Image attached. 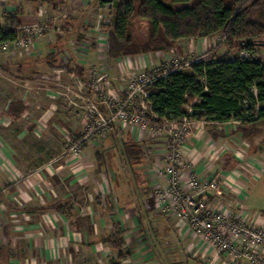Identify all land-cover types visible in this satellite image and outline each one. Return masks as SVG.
Instances as JSON below:
<instances>
[{
  "label": "crops",
  "instance_id": "crops-1",
  "mask_svg": "<svg viewBox=\"0 0 264 264\" xmlns=\"http://www.w3.org/2000/svg\"><path fill=\"white\" fill-rule=\"evenodd\" d=\"M37 2L43 5L50 3V0ZM60 22L55 23L53 28L59 27L61 31L53 30V33L56 40L68 39L65 50L51 49L50 43L36 41L38 37L29 35L33 41L21 53L15 52L12 43L7 45L10 54L0 52L3 66H10L13 74L21 71L27 73V66H35L30 69L29 75L39 80L40 76H47L43 68L56 67L57 59L61 62V67L54 69L58 73L66 66L67 71L74 73L77 70L83 75L90 64L95 66L89 68L93 75L97 77L99 73L107 78L110 76V82L106 81L104 85L115 84L117 91L121 84L111 80L114 79L112 71L117 76L119 67L114 66L118 64L124 70L136 62L147 65L152 55L160 53L146 52L110 59L107 55L108 32L105 27L109 23L105 21L101 26L106 29L103 39L104 34L96 30L90 36L83 32L74 34L76 27H65ZM72 35H76L75 38L69 39ZM74 47L86 51L82 53L86 58L91 56L89 62L79 60L76 56L80 55H73L70 50ZM103 59H106L105 63L108 62L104 67ZM7 88H10L11 93L6 95L4 119L18 124L11 129V134L14 140H21V143L17 146L12 142V153L7 146H0V161L11 156L10 162L14 164V172L8 181L0 180V199H3L6 214V224L3 225L5 239L0 244L7 254L4 264H111L112 261L116 264H147L149 261L139 260L140 255L149 249L145 239L147 231L152 233L151 242L159 245L165 255H169L172 264H264V246L248 247L238 238L235 239L240 250L238 255L221 252L214 256L215 250L192 235L187 227L181 226L167 203L159 201L156 194L164 192L167 182L152 163L170 160L171 139L165 131L166 126L155 135L131 124L128 129L122 128V132L121 128L111 125L104 133L86 135L83 131L85 118L81 117V112L77 113L59 99L39 92L40 88L26 89L13 85ZM34 92L40 94L35 95ZM97 92L100 91L90 89L92 97H96ZM99 96L104 99V96ZM102 101L108 107L105 100ZM11 106L14 111L10 113ZM111 110L102 114L109 118ZM149 115L153 122L159 121L162 125L174 121ZM152 121L150 125L153 126ZM175 121L181 123L182 119ZM191 122L189 119L181 152L187 160V168L183 164L186 173L192 168L201 167L208 155L206 147H199L194 131L189 133ZM113 123L116 122L108 125ZM208 124L210 127L206 136L216 143L219 136H224L223 132L216 130V124ZM31 135L38 139V146L29 143L32 141ZM78 138L82 139L80 151H72L68 148L70 141ZM131 144L133 146L127 150L126 145ZM113 148L120 157L109 160L108 150ZM259 151L256 153L260 154ZM231 152L234 154L233 150ZM257 156L256 164L252 165L255 167L252 170L255 177L252 176L253 181L249 180L246 197L238 200L246 211L239 213L247 223L264 229V214H261L264 212V192L259 182L264 174V170L261 171L264 169V160H261L260 155ZM126 178L134 181H127ZM222 200L230 201V197ZM213 203L216 205V197H213ZM248 210L254 213L249 214ZM117 231L124 239L122 248L128 253L124 259H117L115 250L106 242V238ZM18 239H22L21 247L17 243ZM22 252L26 254L20 256ZM163 259L158 258L157 262L161 264Z\"/></svg>",
  "mask_w": 264,
  "mask_h": 264
},
{
  "label": "rangeland",
  "instance_id": "rangeland-1",
  "mask_svg": "<svg viewBox=\"0 0 264 264\" xmlns=\"http://www.w3.org/2000/svg\"><path fill=\"white\" fill-rule=\"evenodd\" d=\"M103 1L104 2H101V0H50V3H43V5H41L40 2H37V0H35L36 3H31L34 2L32 0H0V21L2 23H5V15H3V13L8 12L11 15H16L20 19L21 25H35L37 23H46L49 25L50 29L46 33L40 35L36 41L39 40L50 43L49 45L51 49L54 48L55 50H65V48L67 47L66 43L68 39L63 38V40H56V36L53 33L54 24L60 21V24L64 25L65 27L68 25H72L73 28L76 27L74 34H79L83 32L90 36L96 30L97 33L100 32L101 35L104 34L103 39H105L106 29L101 27L102 24H104L105 21L110 24L112 22L113 14L117 6L126 0ZM133 1L138 3L140 0ZM224 1L226 4L229 3V0ZM163 2L168 5L171 4L170 0H163ZM182 6L184 5L177 4L176 8H180ZM70 22L72 24H69ZM131 24L132 33L135 39L137 41H142L143 39H145L147 35L146 22L142 19L134 17ZM25 33L26 32L19 34V37H21L22 40L25 42L24 46L15 47V45H12L13 48H16V53H21L22 51H24L25 47L27 48V46L30 45V43L33 41L31 39L32 37ZM75 36L76 35H72V37L68 38H75ZM49 45L47 46L49 47ZM8 46L5 48L3 44L0 43V52L3 54L5 53L7 55L10 54V48L8 49ZM70 51L74 53L73 55L76 54L82 56H76L79 60L89 62L91 56L86 58V55H83V53L86 51L80 50L75 47L73 48V50ZM226 54L228 56H237L238 50L235 48L230 49L223 42L221 35H216L214 38L211 39L203 38L200 39V41H195L194 39L179 40L177 44L174 45L172 51L162 50L159 54H154V56L151 54L152 56L146 63L147 65L138 64V62H136V64L129 66L128 69L124 68V70L120 69L121 66L118 64L117 66H114V68L119 67V70L117 76L115 75L116 72L114 70L112 71L114 79L111 81L119 82L121 84V88L117 90L118 92L115 89L117 87L115 86V84L110 83L109 85H104L106 81H109L108 79L110 76L107 78L97 73L98 75L96 74V77L95 75H93V72L89 69L95 68V66H92L90 64L89 66H87V68H89L83 75L78 73L77 70L74 71V73L67 71V69H65L66 66L65 68L61 69L60 73H58L57 71L55 72V68L61 67V62L59 59H57V66L50 67V69L43 68V71L46 70L45 72L47 76H40L38 80L37 77L32 78V76L29 75V72H31L30 69L35 68V66H27V73L21 71V73L23 74H13L14 71H12L10 66H3L4 62H2L0 58V146H7L8 150H11L12 153V146L14 145L12 144V142L15 143V145L17 144V146H20L21 143V140H14V138L12 137L14 135L11 134V129L17 127L18 124L15 122L11 123L10 121L4 119L5 112L3 111L6 95L8 92L9 94L11 93L10 88H7L9 86L13 85L21 88L26 87V89L28 87H33L31 89H34L35 87V89L40 88L41 90L39 89V92L43 91L46 96H49L53 99H59L60 101H62L63 104L73 109L77 113L81 112V114H83L81 117L85 118V126L83 131H85L86 133L89 127L92 126L93 117L87 116L83 108L79 109V107L73 106V104H68L67 97H70L73 100L77 98V105H81V99L89 96L92 97V95H90V89L95 88L98 89V91L100 92H97L98 95L92 98L95 99L96 104L102 113H107L108 110L117 107H124L125 109H127V111L136 110L137 113L143 112V114H147V119L149 118L150 122L152 120L149 116V111L147 109V101L145 98L146 96L142 88L143 81L145 79L159 75L163 70L170 69L173 65H175V63L176 65H181L185 62L191 63L192 61H197L200 59L209 60L212 57H223ZM252 58L260 60L264 63V48H256L255 54H253ZM102 61L103 67L108 64V62L105 63L106 59H103ZM25 67L26 64L23 65V68ZM188 68L189 66H186L183 69L185 71H188ZM88 70L91 72H88ZM26 76L28 78H26ZM94 85L95 87H93ZM74 90L77 92H75ZM39 92L38 94H40ZM104 93H106V95ZM34 94L38 95L37 92H34ZM99 95L104 96V99L101 98ZM117 99H119L120 101H118ZM102 100H105V104H108V107L103 104ZM117 102L120 103L117 104ZM155 123L162 125L159 121H152V124ZM129 124V121L116 122L108 125V127H111L112 125V127L114 126L121 128L120 131L122 132L123 129L129 128ZM131 125L138 128V126L135 124L131 123ZM164 126L166 125L163 124L161 128H164ZM209 127L210 124L202 120H192L189 125V133H191V131H194V133L197 135L196 137L199 147H206L208 155L206 156V159L202 162L201 167H195L198 170H195V168L191 167L192 171L186 173L187 160L185 154H182L181 162H183V164H185L186 166V168L184 166L182 167L185 176L193 177L195 176V174H197L204 177L206 181H210L211 179H213L215 183H217L216 193L211 194L209 199L207 197L206 200L208 206L210 208H215L216 210L220 211L228 210V212L231 213L230 217L232 221H235L234 223L236 224L240 223L242 225L254 226V224L252 223H247L239 213L242 210L246 211L243 205L239 204V201L246 197L249 180L252 179L253 181L252 176L255 177L252 171L255 170V167L252 166L256 164L255 158H258L257 155H260L261 160H264V117L258 121L249 124H240L235 121H231L225 124H216V130H222L224 135L221 137L219 136L216 139V143H213L209 139V137L206 136V132ZM153 128L154 125L152 126L150 125V123H148L147 128L142 131H147L150 134L155 135L156 133L162 130L160 129L159 131L153 132ZM98 131L100 130L98 129ZM224 133H227L228 136H226V134ZM6 135H8V137H6ZM16 135L17 134H15V136ZM31 140L32 141H29V143L33 144L34 146H38V139L35 135L32 136ZM74 143L75 142L70 141L68 148L72 147ZM78 146L79 145H77V147ZM14 148L19 149V147ZM79 149V147L76 148V151H80ZM232 150L234 151V154L231 152ZM258 150H260V154L256 153ZM10 157L11 156H7V158L2 159V161H0V180L2 179L4 181H8V177L12 174V172H14V164L10 162ZM108 157L109 160H116L117 157L119 158L120 156L116 151H114L113 148L108 150ZM167 161H165L164 163L154 161L152 163L154 164L155 168H157V171L159 173H162V176L164 175L163 170L167 164ZM263 170L264 169H261V171ZM163 178L165 177L163 176ZM126 180L134 181V179L131 178H126ZM259 182L262 184L261 191L264 192V174ZM213 197H216V205L213 203ZM224 197H230V201L222 200V198ZM3 204V199H0V244H2L5 239L3 225L6 224V214L4 210L5 207ZM248 211L249 214L254 213V211ZM237 213H239L240 215L236 216ZM261 214H264V212H262ZM178 222L181 226L184 225L185 227H187L190 233L194 231L193 228L189 226V224L185 220ZM261 229L264 230L263 228ZM149 233L150 232L147 231L148 235H146L145 237L146 242L149 243V249L146 251V253L140 255L139 260L147 262L149 261V263L147 264H159V262H157L158 258H164L161 264H172L170 262L169 255H165L163 249L159 248V245L156 246L153 242H151L153 239L151 236L152 233ZM16 234L18 235L20 234V232ZM18 240L19 241H17V243L21 247L22 239ZM204 244H206L207 247L211 246V244H207V241H205ZM16 254H18V252ZM24 254H26V252H22L19 255L22 256ZM232 255L235 256V254ZM253 260H256V258ZM140 264H142V262H140Z\"/></svg>",
  "mask_w": 264,
  "mask_h": 264
},
{
  "label": "trees",
  "instance_id": "trees-1",
  "mask_svg": "<svg viewBox=\"0 0 264 264\" xmlns=\"http://www.w3.org/2000/svg\"><path fill=\"white\" fill-rule=\"evenodd\" d=\"M170 3L126 0L119 4L112 22L105 24L108 57L169 51L180 39L197 40L216 35H221L223 42L230 49H237L238 54L192 61L188 71L172 66L150 77L142 85L150 106L149 114L167 120L189 117L212 124L231 121L249 124L262 119L264 63L252 57L256 48H264V0H229L228 4L224 0H170ZM177 4L184 6L176 8ZM3 15L5 23L0 21V43L13 41L21 33L20 19L8 12ZM134 17L147 24V35L142 41H137L132 33ZM240 51L249 57H241ZM10 110V113L14 111L12 106ZM72 142H79L80 146L82 139ZM132 146L126 145L127 150ZM106 242L115 250L117 259L128 255L122 248L124 239L120 231L106 238ZM6 260L5 249L0 248V264Z\"/></svg>",
  "mask_w": 264,
  "mask_h": 264
},
{
  "label": "built area",
  "instance_id": "built-area-1",
  "mask_svg": "<svg viewBox=\"0 0 264 264\" xmlns=\"http://www.w3.org/2000/svg\"><path fill=\"white\" fill-rule=\"evenodd\" d=\"M50 29L46 23H37L35 25H21V33L26 32L27 35L39 37L46 33ZM53 30L60 32L59 27L53 28ZM25 33V34H26ZM9 43L15 45V47L24 46L25 42L19 35L13 41L3 42V46L6 48ZM241 57H248L245 51H240ZM189 63L185 62L181 65H173L175 69H183L188 66ZM147 78L143 83L149 81ZM82 98V97H80ZM68 104L84 109L87 116L93 117L95 123L89 127L87 134L89 135L95 131L105 132L110 122H124L129 121L130 124H135L138 129L145 130L148 126L149 118L147 114L143 112L137 113L136 110L127 111L124 107H117L111 110L109 118H106L96 101L92 97H85L81 99V105H77L76 99L67 97ZM83 104V105H82ZM123 104V103H122ZM149 111L150 106L147 105ZM76 110V108H75ZM153 116H156L153 114ZM189 117H183L182 122L178 123L175 120L166 123V132L170 136V160L167 162L163 173L164 179H166V186L164 192H157L156 196L159 201H165L170 211L178 221H186L189 226L193 228L191 234L199 237V239L207 244H211L216 253L225 252L228 254L238 255L240 253L239 248L236 246V240L240 239L246 246H264V230L251 225L236 224L232 221L228 210H216L210 208L207 204V197L209 199L211 194L216 193V184L213 179L206 181L201 175L195 174V176H185L183 171V162H181L182 146L184 145L187 133V124H189ZM162 125L155 123L153 132L159 131ZM79 142H75L72 147L73 151H76ZM162 174V173H161Z\"/></svg>",
  "mask_w": 264,
  "mask_h": 264
}]
</instances>
